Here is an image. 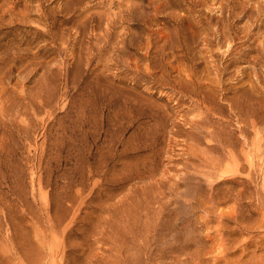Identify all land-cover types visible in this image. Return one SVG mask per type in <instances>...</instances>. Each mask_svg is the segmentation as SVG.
<instances>
[{
	"label": "rangeland",
	"instance_id": "1",
	"mask_svg": "<svg viewBox=\"0 0 264 264\" xmlns=\"http://www.w3.org/2000/svg\"><path fill=\"white\" fill-rule=\"evenodd\" d=\"M263 38L264 0H0V264H264Z\"/></svg>",
	"mask_w": 264,
	"mask_h": 264
},
{
	"label": "bare ground",
	"instance_id": "2",
	"mask_svg": "<svg viewBox=\"0 0 264 264\" xmlns=\"http://www.w3.org/2000/svg\"><path fill=\"white\" fill-rule=\"evenodd\" d=\"M11 8V7H10ZM264 39V38H263ZM258 133V132H257ZM255 141V140H254ZM257 146V145H256ZM256 148V147H255ZM255 151V150H254ZM230 172V171H229ZM232 172H234V171H232ZM47 207V206H46Z\"/></svg>",
	"mask_w": 264,
	"mask_h": 264
}]
</instances>
